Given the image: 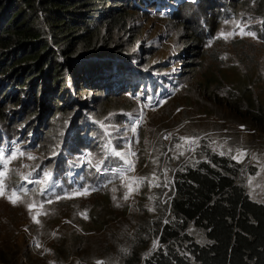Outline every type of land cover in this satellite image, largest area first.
<instances>
[{
    "label": "rangeland",
    "instance_id": "1",
    "mask_svg": "<svg viewBox=\"0 0 264 264\" xmlns=\"http://www.w3.org/2000/svg\"><path fill=\"white\" fill-rule=\"evenodd\" d=\"M123 13L126 26H112L108 33L117 52L102 57L104 75L123 65L107 82L111 88L105 91L94 78L79 91L80 77L70 75L68 97L76 105L68 108L80 115L73 126L69 112L53 109L49 99L33 96L23 109L24 95H32L31 79L21 78L14 96L0 88V115L8 114L6 130L0 128V262L122 264L117 251L127 242L115 240L127 223L144 215L146 196L159 186L154 172L160 169L169 190L166 162L194 154L204 137L240 162L248 194L264 202V112L256 122L245 115L254 97L263 105L254 113L264 111V0H186L182 8L178 0H128ZM195 32L202 40L193 38ZM137 88L139 93L132 91ZM34 104L35 112L54 111L41 128ZM194 140L192 153L188 144ZM115 164L119 173L109 177ZM50 182L56 187L48 190ZM129 184L133 191L125 199ZM43 187L60 190L44 199ZM79 189L88 194L59 197ZM52 203L58 213L44 227L39 211H50L46 206ZM29 204L36 207L30 210ZM157 244L158 239L152 246Z\"/></svg>",
    "mask_w": 264,
    "mask_h": 264
},
{
    "label": "trees",
    "instance_id": "2",
    "mask_svg": "<svg viewBox=\"0 0 264 264\" xmlns=\"http://www.w3.org/2000/svg\"><path fill=\"white\" fill-rule=\"evenodd\" d=\"M127 1L0 0V88H9L6 97L18 93L21 78L31 79L32 95H24L23 109L33 102V96L49 99L50 104H47L53 109L69 112L68 122L73 126L80 115L74 114L72 107L68 108V105H76L68 97L72 85L70 75L77 73L80 77L79 91L94 78L108 91L112 85L107 82L122 73L120 63L110 76L104 75L107 64L102 57L117 52L119 45L115 38H108V33L112 26L117 29L126 26L123 7ZM185 4L186 0H178L181 8ZM151 5L154 1L149 7ZM198 5H192L195 14L199 11ZM193 38L202 40L196 32ZM80 52L84 55L77 59ZM88 58L99 60H85ZM158 82L159 79L156 84ZM132 91L139 93L140 89ZM247 98L251 101L252 97ZM253 100L256 104L255 97ZM253 103L248 104L250 115H245L256 122L263 118L264 111L254 113L263 105ZM41 106L47 105L41 103ZM32 108L34 114L37 113L38 128L47 124L49 114L54 112L52 108L35 112V104ZM7 116L0 115V128L4 130ZM59 160L60 157L57 158L58 169ZM241 167L231 154L213 148L207 137L194 154L174 162L169 158L166 170L171 180L170 189L166 191L161 171L157 169L154 180L159 186H155L152 196H146L148 206L143 209L144 215L135 223H127L121 237L115 240L118 245L127 242L125 249L117 251L122 264H264V202L248 194ZM118 173L115 164L108 175L113 177ZM75 178L76 175L71 176L72 180ZM55 187L50 182L47 189ZM47 189L41 190L44 199L55 198L60 190L54 193ZM84 190L64 191L59 197ZM55 205L46 206L50 211L45 208L39 211L44 227L49 226L50 219L58 213V209L53 208ZM110 210L111 207L106 209ZM83 213L91 216L88 211ZM94 220L99 225L105 222L98 216ZM156 239L155 249L152 244ZM14 260L4 259L0 264Z\"/></svg>",
    "mask_w": 264,
    "mask_h": 264
},
{
    "label": "snow or ice",
    "instance_id": "3",
    "mask_svg": "<svg viewBox=\"0 0 264 264\" xmlns=\"http://www.w3.org/2000/svg\"><path fill=\"white\" fill-rule=\"evenodd\" d=\"M241 34H245V33L243 32V29H241ZM246 34H247V35H254L253 33H250V32H249V33H246ZM229 35H232V34H229ZM225 38H226V37H225ZM116 155H120V153L117 152ZM239 155H244V153H240ZM49 177H50V173H46V174H45V178L47 179V178H49ZM136 186H137V188H138V186H139V181H138V180L136 181ZM132 191H133V188H132L131 184H129V185H128V192L125 193L124 198H125V199H128V196H129V194H130ZM87 194H88V190H87V189H85V190L83 191V193H76V195H87ZM13 195H15V193H13ZM9 199H12V197H9ZM12 202L15 203L16 200H12ZM50 202H51V201H49V203H50ZM28 207H29V209L31 210L32 208L36 207V205H35V204H29ZM84 215H85V218H87L86 213H85ZM34 219H35V217H34ZM37 222H38V221H37ZM98 264H103V262H98Z\"/></svg>",
    "mask_w": 264,
    "mask_h": 264
},
{
    "label": "built area",
    "instance_id": "4",
    "mask_svg": "<svg viewBox=\"0 0 264 264\" xmlns=\"http://www.w3.org/2000/svg\"><path fill=\"white\" fill-rule=\"evenodd\" d=\"M195 146H196V140L191 141V142L189 143V149H190L191 151L194 150Z\"/></svg>",
    "mask_w": 264,
    "mask_h": 264
},
{
    "label": "clouds",
    "instance_id": "5",
    "mask_svg": "<svg viewBox=\"0 0 264 264\" xmlns=\"http://www.w3.org/2000/svg\"><path fill=\"white\" fill-rule=\"evenodd\" d=\"M196 144H197V140H196ZM188 148H189V144H188ZM195 148H196V146H195ZM195 148H194V150H193V151H191L190 149H189V151L193 153V152L195 151ZM169 197H171V196L169 195ZM154 248L156 249V247H155V246H154Z\"/></svg>",
    "mask_w": 264,
    "mask_h": 264
}]
</instances>
